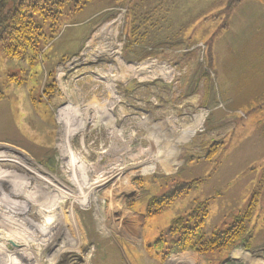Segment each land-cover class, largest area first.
<instances>
[{"label":"rangeland","instance_id":"obj_1","mask_svg":"<svg viewBox=\"0 0 264 264\" xmlns=\"http://www.w3.org/2000/svg\"><path fill=\"white\" fill-rule=\"evenodd\" d=\"M75 1L37 59L0 45V148L40 195L0 178V264H138L200 201L206 234L255 201L243 239L264 243V0ZM185 178L201 186L148 212Z\"/></svg>","mask_w":264,"mask_h":264},{"label":"trees","instance_id":"obj_2","mask_svg":"<svg viewBox=\"0 0 264 264\" xmlns=\"http://www.w3.org/2000/svg\"><path fill=\"white\" fill-rule=\"evenodd\" d=\"M68 1L71 0H0V45L6 44L8 51L12 46L9 54L19 46L11 56L19 54L22 57L29 52L33 54L32 60L37 59L40 46L52 36L51 32L55 30V23L62 14L63 5ZM84 3L85 0H76L74 5L81 7ZM46 20L51 22L49 35L44 31L43 23ZM198 181H183L169 187V190L159 197L151 198L147 206L148 212L158 213L183 193L197 188ZM251 204L236 214L233 222L226 228L206 234L203 231V222L207 213L204 211L205 214L200 215L199 219L195 218L198 207L202 206L201 201L196 202L188 214L178 215L170 221L165 234L170 237L169 244L158 240L160 243L152 244V248L163 257L172 252L207 254L214 250H230L238 245L248 249L249 242L243 239V233L246 229L244 222L252 216Z\"/></svg>","mask_w":264,"mask_h":264},{"label":"crops","instance_id":"obj_3","mask_svg":"<svg viewBox=\"0 0 264 264\" xmlns=\"http://www.w3.org/2000/svg\"><path fill=\"white\" fill-rule=\"evenodd\" d=\"M182 181H188V180L185 178V179H182ZM213 188H215V186ZM217 194L219 195V192H217ZM209 199L210 198L207 197L205 200H209ZM176 202H181V200H178ZM251 203H255V201ZM253 210L252 212H254ZM143 248L140 249V252L143 251L144 254L140 256L141 260L137 262L138 264H204V262L206 263L204 258L200 255L186 253L184 255H180L177 257L176 256L173 257L174 254H169L168 256L163 257V255L159 254L157 250L153 249L152 245L150 244H145ZM108 251H112V250L109 249ZM246 251H243L242 253V250L241 251L234 250V252L229 254L228 258H226V260L222 264H242V262H245L247 264H259V261L261 259H262V264H263L264 262V243L256 244L253 246L249 245V248ZM248 251L253 252L254 255L251 256L248 254H244V252L248 253ZM144 257L146 258L145 260L142 259ZM100 264H108V263L105 261H102Z\"/></svg>","mask_w":264,"mask_h":264},{"label":"bare ground","instance_id":"obj_4","mask_svg":"<svg viewBox=\"0 0 264 264\" xmlns=\"http://www.w3.org/2000/svg\"><path fill=\"white\" fill-rule=\"evenodd\" d=\"M71 119V118H70ZM64 122H65V128H66V132L70 131V130H73V129H76L77 127V124L75 127L73 126H69L73 121L75 120H69V119H63ZM80 120V118H79ZM81 121V120H80ZM79 121V122H80ZM66 124H69V125H66ZM66 134V133H65ZM68 136V135H66ZM63 144V142H62ZM64 144H63V149H64ZM8 151L12 152L11 150L7 149L6 147L5 148H0V178H2V176L6 177L5 178V182H6V185H9L11 184L12 187L10 188H13L14 190L17 191L16 188H14V184L18 187V188H21V185L23 183H26L27 185V188L30 189V193L31 192H34V194L39 197V200H40V195L37 191V189L35 188L34 186V183L32 182V174L31 172L29 171V168L27 167L26 165V160H28V158H23V154L20 153L19 151L15 152L16 154H19L21 155V158H17L16 155H14L13 153H8ZM65 154V153H64ZM15 158L17 161H21V167H22V174L21 172H19L17 169H16V166L15 164L10 160L11 158ZM21 176H20V175ZM20 180L22 182H17V180ZM15 181L13 183H9L10 181ZM106 180V179H105ZM88 182V181H87ZM103 182V181H102ZM103 185V184H102ZM117 185V184H116ZM36 191V192H35ZM3 195L0 193V205H1V212L2 213L0 216L1 217H5V216H9V213H8V210L6 208V205H5V202L8 200V197H9V194L7 193V191L5 192H2ZM5 193V195H4ZM35 195L32 194V199L34 201L35 199ZM10 200V199H9ZM9 203H12V201H10Z\"/></svg>","mask_w":264,"mask_h":264}]
</instances>
